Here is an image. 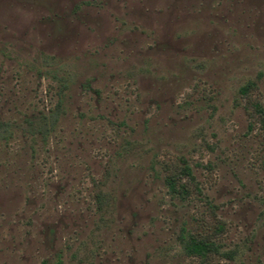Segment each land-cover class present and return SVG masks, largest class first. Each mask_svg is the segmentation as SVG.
<instances>
[{
  "label": "rangeland",
  "instance_id": "374dc122",
  "mask_svg": "<svg viewBox=\"0 0 264 264\" xmlns=\"http://www.w3.org/2000/svg\"><path fill=\"white\" fill-rule=\"evenodd\" d=\"M248 81L264 108V0H0V264H192L185 231L264 264Z\"/></svg>",
  "mask_w": 264,
  "mask_h": 264
},
{
  "label": "trees",
  "instance_id": "16d2710c",
  "mask_svg": "<svg viewBox=\"0 0 264 264\" xmlns=\"http://www.w3.org/2000/svg\"><path fill=\"white\" fill-rule=\"evenodd\" d=\"M251 86L252 83L248 81L239 87V92L246 97L244 110L248 113L249 117L262 121L264 118L263 106L257 100L247 98V91ZM59 109L60 100L58 99L55 103L54 110L40 117L39 127L36 130L41 134H45L55 121ZM8 125L7 122H0V128L2 130H7ZM163 180L170 195L183 199L189 194L188 183L193 180V174L185 161L181 164L172 163L165 167ZM216 227L219 228V225ZM179 238L183 253L195 259L192 264H210V259L213 255H220L226 258L232 257L231 250L224 249L219 240L212 238L208 234H195L185 231L180 234Z\"/></svg>",
  "mask_w": 264,
  "mask_h": 264
}]
</instances>
